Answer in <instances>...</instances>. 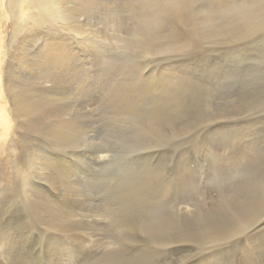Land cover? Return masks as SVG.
<instances>
[{"label":"rangeland","instance_id":"1","mask_svg":"<svg viewBox=\"0 0 264 264\" xmlns=\"http://www.w3.org/2000/svg\"><path fill=\"white\" fill-rule=\"evenodd\" d=\"M193 7L195 8L196 4ZM91 11L85 12L80 19L76 18L75 22L85 25L89 32L91 31L90 41H94L93 47L98 48L87 50L85 46L77 44V41L61 39L60 41L69 44L67 47L74 54L68 70L72 68L77 58H82V55L89 57L86 56L83 61L86 66L75 67L78 72L76 75L59 79L54 85L39 79L42 73L37 67L26 71L23 65L20 67L18 62L14 61L18 54L17 47L21 43L27 47L25 56L27 58L34 56L28 49L26 37L16 33L14 41L11 42L9 52L13 62L10 64L13 73L11 81L16 93L25 92V100L28 101L35 100L40 95L44 96L49 111H56L60 121L75 125L80 129V133L72 140L70 138L67 140V137L54 139L47 133L46 126L38 122L36 127L31 125V129L17 130V143H13L14 148H17L14 154L15 163L9 162L6 154L0 155V172H3L0 181L6 187H1L2 184L0 186V264H25L21 261L32 253L37 254L41 244L45 247L43 241L55 245L56 256L67 258L71 264H90L91 261V264H106L109 257L116 256L122 258L123 262L134 261V264L139 262L140 264H264V203L258 199L261 192L258 189H264V185L254 182L257 175L264 174L262 167L264 166L262 136L264 135V40L261 42L246 40L245 43L232 46V48L238 47V50H235L236 54L231 53L229 45L226 44L225 46L203 44L180 53L177 64L163 61L173 59L174 55H170L172 57H164L162 54L155 55L156 57L150 55L148 59L141 60L142 56L138 53V49L133 48L136 45L134 38L126 32H118L112 27H107L105 18L109 14L102 9ZM118 20L126 24L125 31H130L132 25L127 15L122 12ZM165 29L164 25L157 29L160 33L159 38H162ZM100 46L103 51L109 50L101 53ZM131 48L134 52L137 51L138 56ZM138 60L145 61L142 62L144 65ZM108 65L114 66L111 68ZM146 65L148 66L144 67ZM102 69L105 74L104 77L101 75V78L98 75ZM117 69L123 70L119 71L120 75L116 74ZM132 71V75L135 74V76L131 75L132 77L144 82L143 84L138 80L139 83H132L133 89L129 85L139 97L138 104L133 106L138 114L133 118L127 113V106L119 105L117 102L119 98L116 96L120 83L124 82L126 72ZM160 71L167 73L166 76L171 79L167 87L168 91L167 89L164 92L155 91L156 93L152 94L142 92V88L147 83L150 85L157 79ZM87 74L92 76V79L89 80ZM178 84L187 88V91L180 94V98L177 97ZM129 86L125 89L128 90ZM114 93L115 95H112ZM4 104V100L0 97V106ZM156 108L169 110L172 114L170 119H175L173 124L166 126L164 123L158 124L154 121L152 115ZM200 111L206 114L212 113L211 115L221 111L218 115L224 119L205 121L198 126L195 118ZM189 113L191 117L187 118L185 114L190 116ZM148 116L149 133L141 128ZM34 119V116L20 117L19 121L26 124ZM260 120L261 125L258 123L261 122ZM185 126L189 127L188 132L185 130V133L179 135L180 130ZM202 139L209 141V144L204 145H207L206 150L202 148ZM100 154L105 156L102 161L98 160ZM253 156L255 159L252 158ZM58 157L67 163L66 166L70 164L72 168L71 173L74 175L68 179V174L65 181L72 185L74 192L71 200L73 201L69 200L68 189L65 187L59 188L58 185L51 189L46 186V179L50 176L49 169L44 167L48 165L46 159H59ZM21 159L25 165L20 164ZM234 160L239 163H235ZM223 161L224 163L221 164ZM247 165L249 170L243 169L247 168ZM22 167L26 169L23 173L17 170ZM217 169L220 171L222 169L224 172ZM238 173L244 174V177ZM21 177H25L24 182ZM50 177L53 179L55 177L53 182L57 181L56 176ZM248 177L250 182L247 180ZM11 181L15 188L10 189ZM21 181L26 183L23 189L17 187ZM142 184L143 188L140 187ZM131 186L134 187L136 198L142 206L145 209H152L150 217L155 219L152 225L156 230L153 226L150 227L149 234L168 229L165 237H171L169 242L158 241L157 237H163V232H159V236L148 234V237L142 231H136L137 229H133L134 231L121 229V232L117 227L118 219L115 218V222L114 218L113 221L111 220L110 209L114 204L117 205V201L119 203L122 201L120 196H123L124 189ZM32 187L35 188V192H32L34 189H31ZM166 190H169L167 194ZM45 199L61 207L62 214L69 209L71 216L66 217V220L61 213L56 214L55 217L59 218L58 223L64 224L68 234H72L74 238H82L83 243L74 238H71L72 242L68 239L65 241L57 236L55 233L57 228H52L53 215L39 209V205ZM169 200L179 209L186 207L189 210H197L198 220L183 219L182 213L178 216L170 206L172 204ZM224 200L227 202L226 206L222 204ZM141 211L142 209L140 213ZM168 211L175 214L173 217L176 220L174 219L173 226L171 225L175 226L173 229L166 223L168 215H172ZM182 211L189 215L193 214L191 211ZM137 215L134 213L133 217H138L139 220ZM107 217H111L108 218L111 224ZM120 217L122 219V216ZM7 220L9 222H6ZM161 222L165 223L164 227L159 226ZM111 226H116V229ZM185 226L188 227L185 229ZM208 227H213L211 232H203ZM110 230L114 231L113 234ZM216 234L220 236L214 237ZM112 235L117 236V239L115 240ZM185 235H188L189 240L184 239ZM20 240L30 244L32 247L30 253H22L20 248L23 243L15 244ZM103 242L111 245H105ZM37 243H40V246ZM248 248L251 250L255 248V253L245 262L242 257ZM140 256H142L141 261Z\"/></svg>","mask_w":264,"mask_h":264},{"label":"bare ground","instance_id":"2","mask_svg":"<svg viewBox=\"0 0 264 264\" xmlns=\"http://www.w3.org/2000/svg\"><path fill=\"white\" fill-rule=\"evenodd\" d=\"M194 4H196L195 8L193 7ZM94 9H102L103 12H106L107 14H109L108 17L105 18L107 27H112L114 30H116L118 32L119 31L120 32H126L132 38H134L136 40V45H134L133 48H136V50L138 49V53H140L141 54L140 56H142L141 60L142 59L143 60L148 59L150 55L152 57L155 55H158V54H162V55H164V57L174 55L175 57L173 56L174 57L173 59L172 58L171 59H165L163 61L167 62L168 64L169 63L177 64L180 60V58H179L180 53H182L184 50L187 51L190 48L195 49L196 47H200V45H203V44H207V43L212 44L213 43V44H218V45L223 44L224 46L226 44V45H229L231 53L233 52L234 54H236L235 50H238V47L232 48V46H236L241 42L245 43L246 40L252 41V39H253V41H259L260 40V42L262 40H264V0H0V97L4 100V103H5L4 106H0V155L6 154L9 157V160H10L9 162H11L12 164L15 163L14 154L17 152V148H14V145H13V143H17V130L30 128L31 125L33 127H36L38 122H41L44 124L43 126H46L47 133L51 137H53L54 139H62L63 137H67V140H68V138H70L72 140L77 134L80 133V129L77 128L75 125L70 124V123H63L62 121H60L57 117L56 111H49L50 109L47 108L48 105H46L47 104L46 98L44 96L40 95L37 99L28 101V100H25V96H26L25 92L16 93L15 86L11 81V77H12L13 73L10 69V64L13 63L12 60L10 59L11 57L9 54L12 40L16 36V33L17 34L20 33V36L23 34L24 37H26V40L28 41V44H29L28 49H30L34 55L31 58H27L25 56V49L27 47L23 43H21L20 46L17 47L18 54H17V57L14 58V61L18 62L20 67H22L21 65H23L26 71H29V70L33 69L34 67H37L38 69L41 70V73H42L39 75V79L43 82L50 83L51 85H54L55 83H57V81L59 79L70 78V77H73L74 75H76V73H78V72L75 70L76 69L75 67H77V65H81V66L85 65L86 66V63H83V61H84L86 56L89 57V55H85V56L82 55L81 56L82 58H77L74 61L72 68L70 70H68V67H71L70 65L72 62V58L74 57V54L72 53L71 49L67 47V45H69V44H66L65 41H63V42L60 41L61 39H69V40L72 39L75 42L77 41V44L79 43L81 46L82 45L85 46V48H87V50L88 49L89 50L90 49L97 50L98 47L97 48L93 47L94 41L93 42L90 41L92 39L89 38V34L91 33V31L89 32L88 28L85 25L76 24V22H75L76 18L80 19V17L85 12H89L91 10H92L91 12H93ZM122 12L125 15H127L128 18L131 20L132 28L130 26V28H131L130 31H127V30L125 31V25L126 24H124V22L122 23L121 21L118 20L121 17ZM90 14H93V13H90ZM90 14H89V16H92ZM93 16H95V15H93ZM103 17H104V15H103ZM87 19H88V17H87ZM90 19H92V17ZM79 21H81V20H79ZM88 22H90V21H88ZM84 24H86V23H84ZM161 25H164L166 29L164 30V33L161 35L162 38H159L160 33L157 32V29ZM127 29H129V27ZM120 40H121V38H120ZM86 43H88V44H86ZM101 43H102V41H101ZM98 45H101V44H98ZM240 45H242V44H240ZM78 46H77V48H78ZM100 47L102 49L101 53H104V51L109 50V49H106L103 51L102 46H100ZM242 47H243V45H242ZM231 48H232V50H231ZM116 50H117V48H116ZM131 50H132V48H131ZM97 52H99V51H97ZM132 52L135 55L137 53V51L134 52L133 50H132ZM223 52L225 53V51H223ZM124 53H125V51H124ZM105 54H106V52H105ZM119 54L121 55V53H119ZM128 54H130V53H128ZM131 55H133V54L131 53ZM94 56H96V55H94ZM108 56H110V55H108ZM125 56H127V55H125ZM134 56H133V58H134ZM136 56H138V55H136ZM170 57H172V56H170ZM231 57L232 56H230V58ZM124 58H126V57H124ZM238 58H240V57H238ZM108 59H110V58H108ZM127 59L128 58H126V60ZM136 59H137V57H136ZM242 59H244V58H242ZM113 60H115V59H113ZM131 60H133V59H130V61ZM166 60H170V61H166ZM227 60H230V59H227ZM163 61H161V62H163ZM80 62H82V64H80ZM116 62H118V61H116ZM139 62H141V61H139ZM139 62H137V63H139ZM142 62L145 63V61H142ZM122 63H123V61H122ZM142 64H139V65H142ZM102 65H103V63H102ZM110 65H108V66H110ZM114 65H112V67ZM126 66L127 65H125V67ZM147 66L148 65H146L144 67H147ZM119 67H120V65H119ZM94 68H96V67L94 66ZM255 68H256V66H255ZM126 69H128V68H126ZM141 69H144V68H141ZM92 70H93V68H92ZM117 70H115L117 72L116 74H118L119 71H123V70H119V69H117ZM249 70H250V68H249ZM110 71L111 70H109V72ZM128 71H129V69H128ZM133 71L136 72L135 69ZM133 71L132 72H126L124 79H123L124 82L120 83L121 86L116 91L117 92L116 96L119 98V100L117 102L119 103V105L121 107L127 106V113L129 114V116L131 118H133L135 116V114H138L137 109L133 106L138 104V100H139L138 94H136L132 90L134 87L132 85V83H139L137 81L140 80V82H142L144 84V82L141 79L137 80L136 78L132 77V76H135V74L132 75ZM142 73H143V71H142ZM104 74L105 73L102 69L99 71L98 76L103 75V77H104ZM118 75H120V74H118ZM166 75H168V74L160 71L157 79L154 81L152 79L153 82L150 85H149V83H147L142 88V90H143L142 92L152 94L155 91L164 92L166 89L168 91L167 87L170 85L171 79L169 77H167ZM86 76L89 80L92 79L91 78L92 76L90 77L89 74H87ZM109 76H110V74H109ZM116 77H117V75H116ZM101 78H102V76H101ZM112 79H113V77H112ZM115 79H117V78H115ZM113 85L114 84H112V86ZM129 85L132 86V89H130ZM126 86L127 87L129 86L128 90L125 89ZM113 87H115V86H113ZM103 90H104V88H103ZM183 91H187V88L184 87L182 84H178L177 85V97H179ZM188 92H189V90H188ZM112 95H115V93ZM126 100H128V101H126ZM125 102H127V104H124ZM121 103H123V104H121ZM207 111H209V110H207ZM219 112H221V111H218V113L215 115H211L212 113L211 114L207 113L208 114L207 115L206 112L200 111V113L198 115H196L197 117L195 118L196 124L199 126L203 122L205 123V121L213 122V121H216L217 119H222V118L224 119V117H222V116L220 117V115H218ZM148 113H149V111H148ZM171 115L172 114H170L169 110H166V109L164 110L163 108L162 109L156 108L153 112L152 118L158 124L164 123V125L167 126V125L173 124V121L175 120V119L174 120L170 119L172 117ZM185 115L187 118L191 117L190 113L188 114L190 116H187V114H185ZM33 116L35 119L30 121L29 123L23 124L19 121L20 117L30 118ZM136 117H137V115H136ZM149 123H150V121H149V116H148L145 124L142 123L143 126L141 127L143 129V131L145 130L148 133H149ZM258 123H259V125H261L262 121L258 122ZM39 128H41V127H39ZM185 130H187V132H188L189 127L188 126L183 127V129L180 130L181 132L179 135L185 133L184 132ZM83 131H84V129L82 130V132ZM261 131H263V129ZM160 134L161 133H159V135ZM175 135L178 136L177 134H175ZM259 135H261V134L259 133ZM262 136H263V140H264V135H262ZM201 141H203V143L201 144L202 148L204 150H206L205 147L207 145L206 146H204V145L206 143L209 144L208 143L209 141L207 139H202ZM248 144H250V142ZM207 150H210V149H207ZM254 153H252V155ZM250 154H251V152H250ZM104 158H105V156L102 154H100L98 156L99 161H102ZM252 158L255 159V156H253ZM256 159L258 160L260 158H256ZM46 162L48 163V165H46L44 167L47 170L49 169L48 170V172L50 173L49 175L57 177V181H54V182H53V180L55 179V177H54V179L50 176H49V178L47 177L46 186L50 187L51 189H54L55 186H58V185H59V188L60 187L62 188V186L65 187L66 189H68V197H69V200H71V198L73 197L74 191L71 188L72 185H69L65 181L68 174H69L68 179L74 175L73 173H71L72 168H71L70 164H68L66 166L65 164H67V163L61 158H59V159H46ZM234 162L239 163V162H236L235 160H234ZM252 162H253V160H252ZM223 163H224V161L221 164H223ZM255 163H256V161H255ZM20 164L25 165L23 163V159L20 160ZM221 164H220V166H221ZM233 164L234 163H232L231 165H233ZM231 165H230V167H231ZM258 165H259V163H258ZM223 166H222V169H223ZM251 166L252 165H250V167ZM261 166H258V167H260L261 169H262V167L264 168V166H262V167ZM217 167L218 166H216V168ZM248 167H249V165H247V168H243V169L246 170V169H248ZM208 168H210V167H208ZM218 168H220V167H218ZM222 169H221V171L224 172ZM17 170H19L22 173L26 171L25 167H22V169L17 168ZM202 170L204 171V169H202ZM217 170L220 171V169H217ZM245 170H243L244 173H246ZM203 171H202V173H204ZM255 171H256V169H255ZM195 172H197V171H195ZM225 172H227V171H225ZM241 174H239V175H241ZM253 174H254V172H253ZM233 175H236V174H233ZM259 175H257V178L255 179L254 182L259 183L260 185H264V174H262L261 176H259ZM0 176L3 177V172H0ZM186 176H187V174H186ZM190 176H192V175H190ZM223 176H224V174H223ZM226 176H228V175H226ZM241 176L244 177V174H242ZM248 176H249V174H248ZM21 178H22V181L24 182L25 177H21ZM182 178H183V176H182ZM247 180L249 181V177ZM22 181L17 185V187H19L20 189H23L26 187V183L24 184ZM69 182H70V180H69ZM251 182H252V180H251ZM186 183H187V181H186ZM1 184H2V186H1ZM182 184H183V182H182ZM9 185L11 186V187L8 186V187H10V189L15 188L12 181L9 183ZM0 186L3 188L5 187V186H3V183H1V181H0ZM140 187L143 188L144 185L142 184V185H140ZM33 188L34 187H32L31 189H33ZM256 189H258V188H256ZM262 190H264V189H262V188L258 189V191H261V192H259L258 199L264 203V192H262ZM65 191L66 190L64 189V192ZM32 192H35V188L32 190ZM168 192H169V190H166L165 193L167 194ZM256 193L258 194V192H256ZM121 197H122V201L120 203L117 201V205L114 204V207L112 209H110L112 218L107 217V219L111 218V220L113 221V218H114V222H115V218H117L118 219V221H117L118 226L116 225L117 223L115 225L119 228L120 231H121V229H123L124 231L125 230L134 231L135 229H137L136 231H138V230L142 231V233L147 234L146 237H148V234L150 232L149 231L150 227H152V226L154 227V225H152V223H154L153 221L155 219L153 220L150 217V211L152 209H145L142 206V204L136 198V193H135L133 186L124 189L123 196H120V198ZM71 201H73V200H71ZM41 203L42 204L39 205V209L41 211L48 212V213H51V215H53L52 216V220H53L52 228H57V232H55L57 234V236L62 240L65 239V241H66V239H68V241L72 242L71 238H74L73 235L68 234L67 229L64 226V224H61V222L58 223L59 218L55 217L56 214L61 213V211H60L61 207H59L58 205L52 204L51 202L47 201L46 199L44 201H42ZM170 204H172L170 206H172L174 208V210L176 211V214H178V216H179V214L182 213L181 216H183V219L198 220L199 217L196 216L197 210H189L186 207L179 209L171 201H170ZM222 204L226 206L227 202H225V200H224V201H222ZM108 207H109V205L107 206V208ZM166 208H168V207H166ZM141 209H142V211L140 213ZM182 210L191 211L193 214L189 215L188 213H185ZM108 211H109V209H108ZM117 212H119L120 214L122 213V215H118L119 213H117ZM134 213L138 214L137 216H139V220H137L138 217H136V218H134L135 216L133 217ZM168 213L172 214V215L167 214L168 218L166 216V218H167L166 223H167L168 227L169 226L172 227L173 226L172 223L175 219L173 217V215H175V214H173L169 211H168ZM62 216L65 220L68 217H70L71 213H70L69 209L65 210L63 212ZM120 216H122V219ZM104 218H106V217H104ZM108 220H110V219H108ZM111 220H110V224H111ZM6 222H9V221L7 220ZM6 222H4V223H6ZM114 222H112V223H114ZM181 222H182V220H181ZM254 223H256V221H254ZM4 225L5 224H3V226ZM184 225H186V224L184 223ZM116 226H114V227L111 226V228H114V230H115ZM159 226L164 227L165 223L161 222V223H159ZM174 227H172V229ZM186 227H188V226H185L184 228L186 229ZM212 228L213 227H208L203 232H211ZM248 228H250V227H248ZM154 229H155V227H154ZM179 229H181V227H179ZM119 230H117V231H119ZM164 230L159 231V232H163L164 236L161 238L157 237V239H158V241H160L162 243H164V242L167 243L170 241L171 237H169V236L165 237L167 232H168L167 231L168 229H164ZM193 230H192V234H193ZM110 231H112V234H113L114 231L113 230H110ZM159 232L158 231H157V233L153 232V233H150L149 235L157 234V236H159V234H158ZM116 233H118V232H116ZM90 236H91V234H90ZM114 236L115 235H112V237H114ZM187 236H186V238L184 237L185 240L186 239L189 240V238ZM219 236H220V234L214 235V237H219ZM114 238L116 240L117 236ZM180 238H183V237H180ZM74 239L82 242V238L76 237ZM184 239H183V241H184ZM21 243H23L24 245H22ZM42 243L45 245V247H42V244L40 246L39 245L40 243H37V245L40 246V248L37 252L38 255L34 254V253H32L31 255L29 254L30 256H28L27 258H25L21 262L24 261L25 264H41V262H42V264L43 263L44 264H63L64 262H66V264H71L70 263L71 261L69 262L67 260V258L63 259L64 258L63 256H56L57 252H56V248H55L56 246L55 245L46 244L44 241ZM111 243L113 244V242H111ZM162 243H160V245H162ZM15 244H21L22 247L20 249L22 250L23 254H27L29 252V250L32 248L30 246V244L25 243L24 240L16 241ZM73 244H70V245H73ZM78 244H76V245H78ZM104 244L105 245L106 244L111 245L110 243L108 244V242H106ZM246 247H245V249H246ZM254 250H255V248L253 250H251V248H248L246 251H244L245 254H243L244 252L243 253L241 252V254H243L242 260L245 262L250 260L254 256V253H255ZM81 252H82V250H81ZM85 252H87V251H85ZM142 256H140V258H139L140 261L142 260ZM105 257H106V255H105ZM129 257H132V256H129ZM97 258L99 259V257H97ZM20 259H22V258L20 257ZM85 259H87V258H85ZM95 260H97V259H95ZM88 262H90V261H88ZM91 262H90V264H91ZM107 262H108V264H109V262H110V264H134V261L133 262L132 261L123 262L122 258H118L117 256L116 257H109V261L107 260ZM107 262H106V264H107ZM138 264H140V262Z\"/></svg>","mask_w":264,"mask_h":264}]
</instances>
